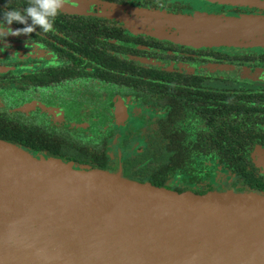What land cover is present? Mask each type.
Returning a JSON list of instances; mask_svg holds the SVG:
<instances>
[{
    "label": "flooded vegetation",
    "instance_id": "af4514ba",
    "mask_svg": "<svg viewBox=\"0 0 264 264\" xmlns=\"http://www.w3.org/2000/svg\"><path fill=\"white\" fill-rule=\"evenodd\" d=\"M75 1L64 5L54 32L0 39V139L76 167L86 164L75 153L86 150L107 170L141 181L126 159L155 149L154 131L176 114L169 123L178 125L162 135L171 145L177 130L185 147L198 144L195 161L176 166L167 158L163 185H155L206 193L224 184L221 191L264 194V42L184 37L206 26L196 19L264 18V0ZM27 5L0 0V21L7 7ZM215 124L249 126L223 138L245 157L252 178L220 160L233 150L209 134ZM197 132L208 134L196 140ZM140 140L145 146L134 152Z\"/></svg>",
    "mask_w": 264,
    "mask_h": 264
},
{
    "label": "water",
    "instance_id": "95a60500",
    "mask_svg": "<svg viewBox=\"0 0 264 264\" xmlns=\"http://www.w3.org/2000/svg\"><path fill=\"white\" fill-rule=\"evenodd\" d=\"M194 23L184 37L264 42V18ZM0 264H264V194L179 192L0 139Z\"/></svg>",
    "mask_w": 264,
    "mask_h": 264
},
{
    "label": "trees",
    "instance_id": "16d2710c",
    "mask_svg": "<svg viewBox=\"0 0 264 264\" xmlns=\"http://www.w3.org/2000/svg\"><path fill=\"white\" fill-rule=\"evenodd\" d=\"M174 115L176 114H170L168 117L169 119L166 118L163 124L157 126V129L154 131L155 149H153L152 151L150 150V152L147 153L148 155L145 154L142 157H135V158L128 157V159H126V162H129V168H139L138 170L134 171L135 173L134 177L136 176L139 177V180L141 181L149 180L154 184L163 185V181H164L163 170L164 168H167V163H166L167 158L172 160L176 166L192 164L195 161L194 156L196 152L194 151V149H197L198 144L191 143L192 148L190 146V148L188 149L187 147L184 146L185 142L182 143L181 137L177 130H173L174 135L172 138L171 145H169V141H166L167 137L162 135L164 130L171 131L170 124L178 125L177 123H169L171 122L170 117ZM248 128L249 126L238 125V124H215L211 126L208 132L211 135L220 137L219 148L231 147L232 148L231 150H233L229 154L221 153L219 155L220 160L223 163L226 162L228 165H231L233 170H240L244 175L252 178L253 173L247 170L248 164L245 160V157L243 155L239 156L238 148L229 143H225V139H224V138L229 139L232 137V135H237V131L246 132ZM208 132L207 133L197 132L196 140L199 138H205ZM8 142H10V140H8ZM193 144H194V149H193ZM166 147H169V150L171 152L169 156H166V152H165ZM150 156L152 159H150ZM58 158L68 160L66 157H58ZM74 158L77 160L78 164H86L82 166H90L94 168L107 170L106 169L107 166L104 164L103 159L98 158V156L96 155H91V153H88L86 150L77 151L74 155ZM146 159H148L147 163L144 164L143 166H139L140 162Z\"/></svg>",
    "mask_w": 264,
    "mask_h": 264
},
{
    "label": "clouds",
    "instance_id": "9594fccd",
    "mask_svg": "<svg viewBox=\"0 0 264 264\" xmlns=\"http://www.w3.org/2000/svg\"><path fill=\"white\" fill-rule=\"evenodd\" d=\"M67 3L69 0H28L27 7L23 9L7 7L3 12V21H0V39H6L9 35H29L37 28L43 33L54 32L56 18ZM13 23L24 27L13 29L10 27Z\"/></svg>",
    "mask_w": 264,
    "mask_h": 264
},
{
    "label": "rangeland",
    "instance_id": "374dc122",
    "mask_svg": "<svg viewBox=\"0 0 264 264\" xmlns=\"http://www.w3.org/2000/svg\"><path fill=\"white\" fill-rule=\"evenodd\" d=\"M119 142H120V140H114V144H116L115 146L117 148L119 147V145H118ZM134 143H135L134 148H133L134 152H139L145 146V142L143 140L135 141ZM223 186H224V184L217 185V186H215V190L222 192L221 190L223 189Z\"/></svg>",
    "mask_w": 264,
    "mask_h": 264
}]
</instances>
